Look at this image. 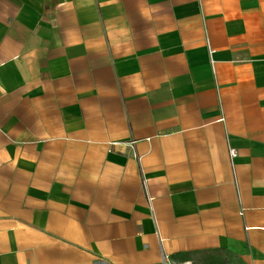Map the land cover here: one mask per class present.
Segmentation results:
<instances>
[{
	"label": "crops",
	"instance_id": "0c3cea01",
	"mask_svg": "<svg viewBox=\"0 0 264 264\" xmlns=\"http://www.w3.org/2000/svg\"><path fill=\"white\" fill-rule=\"evenodd\" d=\"M0 264H264V0H0Z\"/></svg>",
	"mask_w": 264,
	"mask_h": 264
},
{
	"label": "built area",
	"instance_id": "2783aa9c",
	"mask_svg": "<svg viewBox=\"0 0 264 264\" xmlns=\"http://www.w3.org/2000/svg\"><path fill=\"white\" fill-rule=\"evenodd\" d=\"M230 156L231 158H235L237 156V151L235 148H230Z\"/></svg>",
	"mask_w": 264,
	"mask_h": 264
}]
</instances>
